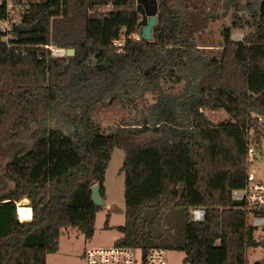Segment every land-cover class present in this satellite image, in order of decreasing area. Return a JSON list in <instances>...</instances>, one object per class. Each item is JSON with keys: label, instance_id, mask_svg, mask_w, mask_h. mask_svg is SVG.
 Wrapping results in <instances>:
<instances>
[{"label": "trees", "instance_id": "obj_1", "mask_svg": "<svg viewBox=\"0 0 264 264\" xmlns=\"http://www.w3.org/2000/svg\"><path fill=\"white\" fill-rule=\"evenodd\" d=\"M136 2L31 0L16 44L0 42V185L13 183L0 186V264H47L63 228L94 235L101 207L92 187L105 196L115 148L125 151L117 244L184 251L186 264H249L248 249L261 245L231 191L245 184L247 130L258 139L263 130L264 0H213L209 9L158 0L151 41L133 37ZM220 5L233 9L232 22L212 55L197 35L221 17ZM233 30L248 32L236 41ZM52 43L75 54L53 58ZM147 93L140 119L101 131L97 117L124 120ZM207 110L229 119L216 125ZM23 198L31 221L18 218ZM194 208L206 210L204 221L193 220Z\"/></svg>", "mask_w": 264, "mask_h": 264}, {"label": "rangeland", "instance_id": "obj_2", "mask_svg": "<svg viewBox=\"0 0 264 264\" xmlns=\"http://www.w3.org/2000/svg\"><path fill=\"white\" fill-rule=\"evenodd\" d=\"M31 1V0H29ZM192 5L206 4V8L213 6V0H185ZM223 1L222 4H224ZM137 5V2H136ZM102 7L101 9H105ZM216 14L221 17L213 21L206 31H203L197 35L199 46L205 47L206 50L212 55H219L222 50V29L228 26L232 22L233 9L230 8L226 12L224 5H220L216 8ZM242 31V30H241ZM248 30L240 32L239 30H233L232 39L236 38L238 34H245ZM139 33H136L137 36ZM234 40V39H233ZM68 49V48H67ZM166 87L173 86L171 83L165 84ZM181 85H175V89L178 90ZM152 94L147 93L143 99L136 101L135 105H130L127 111L123 114V119L115 120L107 118L106 116L97 117L96 121L101 129L105 133L119 132L122 128V123L134 122L141 118V108L146 106L148 102H151ZM207 116L214 124H220L223 121L229 119V115L225 110L220 111H206ZM7 159L0 162V178L3 172V168ZM125 161V151L122 148H115L113 150L111 160L109 162L104 186L105 196L103 200L106 202L105 206L97 212L95 221V232L91 238H87L78 228H63L60 234L59 250L55 253H50L47 256L48 264H85L84 256L86 250L91 246H112L122 238L123 234L117 229L118 226L125 223V173L122 171V167ZM7 184V188H12L13 183L2 179L0 186ZM28 200V198H24ZM22 201V202H23ZM26 203V202H24ZM30 207V205H28ZM108 223L109 227H106ZM255 237L260 240L261 245L258 247H252L248 249L249 264H264V228L255 230ZM167 264H186L184 262L185 252L178 250H166ZM57 261V263L55 262Z\"/></svg>", "mask_w": 264, "mask_h": 264}, {"label": "built area", "instance_id": "obj_3", "mask_svg": "<svg viewBox=\"0 0 264 264\" xmlns=\"http://www.w3.org/2000/svg\"><path fill=\"white\" fill-rule=\"evenodd\" d=\"M29 0H0V9H4V16L0 20V42L12 48L19 38L17 28L23 24L26 8ZM108 5L105 10H110ZM135 39L141 36L133 35ZM243 34H238L236 41H242ZM125 38L122 37L114 42L118 51L121 52L125 45ZM46 47L50 50L53 58H63L67 55V48L57 44H49ZM263 128L260 139L252 129L247 130V171L245 184L242 187L234 188L231 191V198L239 202L242 208L248 212V223L255 230L264 228V115L259 117ZM25 206V205H22ZM18 218L24 220L17 208ZM33 214V213H32ZM204 208L192 209V218L196 222L205 219ZM166 250L160 247H153L147 251L142 247L115 244L112 246H91L84 256L85 264H167Z\"/></svg>", "mask_w": 264, "mask_h": 264}, {"label": "water", "instance_id": "obj_4", "mask_svg": "<svg viewBox=\"0 0 264 264\" xmlns=\"http://www.w3.org/2000/svg\"><path fill=\"white\" fill-rule=\"evenodd\" d=\"M137 9L142 15V19L139 23V34L143 40L151 41L153 39V28L157 24L158 20V0H137ZM74 54V48L67 49L68 56H73ZM92 199L99 207L106 205V202L103 200L101 186L99 184L92 187Z\"/></svg>", "mask_w": 264, "mask_h": 264}, {"label": "bare ground", "instance_id": "obj_5", "mask_svg": "<svg viewBox=\"0 0 264 264\" xmlns=\"http://www.w3.org/2000/svg\"><path fill=\"white\" fill-rule=\"evenodd\" d=\"M23 202H28L27 199H25V201ZM19 212L21 214V216H23L24 218H32V208L27 206H22L21 204L19 205Z\"/></svg>", "mask_w": 264, "mask_h": 264}, {"label": "crops", "instance_id": "obj_6", "mask_svg": "<svg viewBox=\"0 0 264 264\" xmlns=\"http://www.w3.org/2000/svg\"><path fill=\"white\" fill-rule=\"evenodd\" d=\"M206 31V30H205ZM240 32H243L244 30H239ZM200 48H202L201 46H199ZM203 49H206L205 47H203ZM24 199V198H23ZM23 199L21 200V201H19V202H17V208H18V206L21 204V205H25V206H27V205H30V200L28 199V202H26V203H24V202H22L23 201ZM31 208H32V213H33V207L32 206H30ZM18 215V214H17ZM33 219V214H32V218H26V219H24V220H20V221H31ZM258 239V238H257ZM48 256V255H47ZM56 263H57V261H55ZM47 264H48V261H47Z\"/></svg>", "mask_w": 264, "mask_h": 264}]
</instances>
